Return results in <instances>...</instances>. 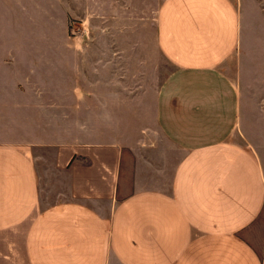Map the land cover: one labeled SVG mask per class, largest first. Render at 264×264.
<instances>
[{
	"label": "crops",
	"instance_id": "crops-1",
	"mask_svg": "<svg viewBox=\"0 0 264 264\" xmlns=\"http://www.w3.org/2000/svg\"><path fill=\"white\" fill-rule=\"evenodd\" d=\"M7 1L0 110L16 98L17 124H37L47 109L21 102L49 81L55 116L49 142L0 140V264H264V71L241 52L238 1L162 0L154 42L170 69L146 106L99 100L91 118L67 100L64 137L57 98L85 57L58 40L59 0ZM120 88L108 97L127 102Z\"/></svg>",
	"mask_w": 264,
	"mask_h": 264
},
{
	"label": "rangeland",
	"instance_id": "rangeland-1",
	"mask_svg": "<svg viewBox=\"0 0 264 264\" xmlns=\"http://www.w3.org/2000/svg\"><path fill=\"white\" fill-rule=\"evenodd\" d=\"M24 2L28 0H22ZM162 0H59L60 14L65 19L64 27L58 23V40L65 41L74 48L75 58L85 57L80 60V67L73 69V82L71 91L73 96L58 95L56 106L58 108V135H66L65 106L69 100L74 109L87 112L89 117H96L99 100L105 104L106 110L114 111L113 106L120 110H128L133 97L139 104L148 97L149 90L157 88L160 80L168 73L170 66L158 54L155 47V19L156 11ZM238 1L240 13V44L241 52H247L245 62L251 71H264V65L258 61V53L263 55L264 50V0H235ZM9 5L7 0H4ZM28 8V7H27ZM37 18V15H33ZM23 24L26 16H21ZM85 26L86 31L81 38L71 34L69 25ZM40 31V29H39ZM43 31V29H42ZM41 39V38H40ZM78 42L77 46L75 43ZM76 47H74L73 45ZM103 47V50L99 48ZM116 48L120 59L113 60L111 49ZM87 48V49H86ZM94 48V49H93ZM85 50L88 53H85ZM78 53V54H77ZM136 56V64L129 61L130 56ZM264 56V55H263ZM77 60V61H79ZM89 69H84L83 63ZM264 62V61H263ZM80 72L88 74L83 79ZM78 74V75H76ZM89 78V87L84 81L83 88L90 89V97L86 101L82 96L83 80ZM117 79V80H114ZM17 85L21 88L20 82ZM30 97H24L22 102L34 104L35 100L47 111L30 114L36 118L37 124H17L16 98H3L0 116H7L10 124H0V140L49 142L53 138L50 122L53 123L55 113L48 111L51 105L49 97L50 82H30ZM66 81L58 82V88L65 91ZM121 84V94H127L125 100L119 98L110 100L108 94ZM40 87V88H39ZM40 89L37 90V89ZM34 92L36 96H32ZM41 93V95H38ZM94 94V95H92ZM6 99V101H5ZM2 100V99H1ZM118 100V102H117ZM6 102V103H5ZM54 102V101H53ZM117 102V103H116ZM146 106V101L144 102ZM54 105V104H52ZM55 106V105H54ZM74 117L81 113H72ZM27 116V114H26ZM46 182L51 184L49 180ZM54 186V183L50 186Z\"/></svg>",
	"mask_w": 264,
	"mask_h": 264
},
{
	"label": "built area",
	"instance_id": "built-area-1",
	"mask_svg": "<svg viewBox=\"0 0 264 264\" xmlns=\"http://www.w3.org/2000/svg\"><path fill=\"white\" fill-rule=\"evenodd\" d=\"M70 29H71V34L75 37V38H81L83 36V34L86 31L85 26L82 24L81 26H77L75 28V26H72L71 24L69 25Z\"/></svg>",
	"mask_w": 264,
	"mask_h": 264
}]
</instances>
